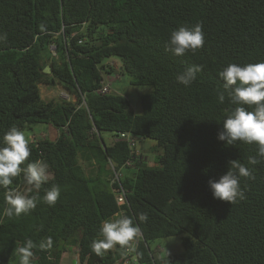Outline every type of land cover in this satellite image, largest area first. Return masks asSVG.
Here are the masks:
<instances>
[{
	"label": "trees",
	"instance_id": "trees-1",
	"mask_svg": "<svg viewBox=\"0 0 264 264\" xmlns=\"http://www.w3.org/2000/svg\"><path fill=\"white\" fill-rule=\"evenodd\" d=\"M196 24L204 33L200 49L166 51L172 31ZM0 37V141L12 127L24 133L50 123L59 130L55 139L24 134L31 155L21 167L48 165L41 188L26 185L22 174L8 187L29 197L60 187L54 206L41 200L11 218L3 214L7 190L0 188V264H18L16 250L29 239L31 264H62L75 247L76 264H117L126 248L102 255L91 248L102 238V223L117 213L142 233L134 239L138 262L130 264H264V162L248 164L255 145L217 139L234 107L227 95L218 101V74L229 64L264 62V0H0ZM111 57L133 85L152 86L140 96V113L126 95L99 91L115 72L104 62ZM193 65L201 66L196 80L178 83L176 76ZM41 84L59 85L71 99L45 100ZM123 131L154 140L157 164L141 155L123 169L127 201L119 205L108 165L121 167L132 155L117 138ZM233 160L252 178H240L243 198L231 204L213 198L208 180L219 179ZM177 235L183 252L159 257L151 248Z\"/></svg>",
	"mask_w": 264,
	"mask_h": 264
},
{
	"label": "clouds",
	"instance_id": "clouds-1",
	"mask_svg": "<svg viewBox=\"0 0 264 264\" xmlns=\"http://www.w3.org/2000/svg\"><path fill=\"white\" fill-rule=\"evenodd\" d=\"M203 45L204 33L200 24L192 27L181 26L170 33L166 51L174 56H183L189 51L194 53ZM200 71L199 65L189 66L176 76V81L185 87L190 86ZM218 75L223 81V91L218 92V101L223 103L227 95L234 107L223 120L217 139L226 146L236 145L238 141L255 145L256 154L248 158V164L258 165L264 162V62L229 64ZM30 155L29 142L24 133L16 127L10 128L0 141V188L7 190L3 214L9 218L28 213L35 209L41 200L50 207L54 206L60 196L58 185H53L43 197H39L38 194L29 197L9 189L8 186L13 183V179L20 177L21 174L24 183L36 190L48 180V165L42 161L31 162L26 167H21ZM241 177L251 179V170L236 160L230 161L225 174L219 179L208 180L213 198L231 204L242 199L243 192L239 183ZM147 218V214L142 213L139 216L141 221ZM137 234L138 227L134 225L132 218L119 213L114 214L112 218L102 223L99 230L102 238L93 240L92 251L96 255H102L117 245L121 248H130ZM50 244L49 238L47 243H42L40 247L43 249ZM33 247V242L29 239L23 246L17 248L18 264H31Z\"/></svg>",
	"mask_w": 264,
	"mask_h": 264
},
{
	"label": "rangeland",
	"instance_id": "rangeland-1",
	"mask_svg": "<svg viewBox=\"0 0 264 264\" xmlns=\"http://www.w3.org/2000/svg\"><path fill=\"white\" fill-rule=\"evenodd\" d=\"M53 50L54 48L51 47ZM106 64L109 63L114 67L115 72L111 76H106L108 82L110 83V88L112 92H117L124 94L131 102L132 109L136 113L142 111L140 96L152 91V86L149 85H133L131 83V76L123 73L121 68V61L117 57H111L104 61ZM118 76V77H116ZM42 97L45 100H50L57 96H63L67 98V95L62 90V87L57 85L51 87L46 84H41ZM24 134L32 138L35 134L37 138L48 137L50 139H55L58 137V129L50 123H38L33 125V129H27ZM102 135L105 137L107 142L113 140V137L108 132H103ZM156 142L151 139H138L137 147L141 151L143 160L148 165H156L154 161L157 154L154 146ZM110 168V164L108 165ZM125 170V169H124ZM124 172V171H123ZM172 237H174L172 239ZM172 239V240H171ZM151 248L156 252L157 256H169L171 254H176L184 251V247L181 241V236H169L156 239L151 243ZM77 262V248L71 249L68 253H65L62 264H76Z\"/></svg>",
	"mask_w": 264,
	"mask_h": 264
},
{
	"label": "built area",
	"instance_id": "built-area-1",
	"mask_svg": "<svg viewBox=\"0 0 264 264\" xmlns=\"http://www.w3.org/2000/svg\"><path fill=\"white\" fill-rule=\"evenodd\" d=\"M99 91L102 92V93H107V92L111 91L110 83L108 82L106 77L102 81V87L99 89ZM64 93L67 95V98L66 97L65 98L70 100L71 96L68 93H66L65 91H64ZM117 138L126 140L128 145H129V147L132 150L131 157L129 159H127L121 167H117V165L113 161H111L109 163L110 167H111V169L113 171V176L111 178V184L113 185L114 192L116 194V199H117L118 204L119 205H123L127 201V197H126L127 190H126V188L124 187V185L121 182V177L123 176V171H124L123 169L125 167H129V166L133 167L135 161L139 160L141 158V151L136 148L137 141H138L139 138H138L137 135H135L131 131L119 132L118 135H117ZM30 139H31V141H33V140L37 139V137L34 134V135H32V138H30ZM137 236L138 237L142 236V233H141L140 230H138ZM137 245H138V240H135L131 244L130 248H126V253L122 257V259H120L117 262V264H120V263L121 264H130L131 262L137 263L138 262V255H137V252H136Z\"/></svg>",
	"mask_w": 264,
	"mask_h": 264
},
{
	"label": "water",
	"instance_id": "water-1",
	"mask_svg": "<svg viewBox=\"0 0 264 264\" xmlns=\"http://www.w3.org/2000/svg\"><path fill=\"white\" fill-rule=\"evenodd\" d=\"M44 71L47 72V73H50L52 71L50 65H47L45 68H44Z\"/></svg>",
	"mask_w": 264,
	"mask_h": 264
},
{
	"label": "crops",
	"instance_id": "crops-1",
	"mask_svg": "<svg viewBox=\"0 0 264 264\" xmlns=\"http://www.w3.org/2000/svg\"><path fill=\"white\" fill-rule=\"evenodd\" d=\"M109 76V75H108ZM116 77H118V76H116ZM63 90V89H62ZM58 132H59V130H58ZM68 253V252H67ZM64 256H65V254L63 255V258H64ZM63 258H62V263H63Z\"/></svg>",
	"mask_w": 264,
	"mask_h": 264
}]
</instances>
